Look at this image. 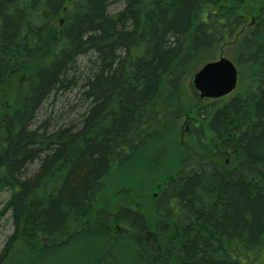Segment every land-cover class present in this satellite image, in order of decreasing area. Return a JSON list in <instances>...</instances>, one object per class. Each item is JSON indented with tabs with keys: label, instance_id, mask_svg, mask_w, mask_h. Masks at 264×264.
Masks as SVG:
<instances>
[{
	"label": "trees",
	"instance_id": "trees-1",
	"mask_svg": "<svg viewBox=\"0 0 264 264\" xmlns=\"http://www.w3.org/2000/svg\"><path fill=\"white\" fill-rule=\"evenodd\" d=\"M122 1L112 12L114 0H0V190L13 228L0 264L99 231L98 264H119L122 242L142 264H264L261 0ZM228 44L238 85L226 102L195 101L180 145L185 79ZM153 191L150 219L138 202ZM127 199L136 208L113 206ZM74 217L87 227L41 242Z\"/></svg>",
	"mask_w": 264,
	"mask_h": 264
},
{
	"label": "rangeland",
	"instance_id": "rangeland-1",
	"mask_svg": "<svg viewBox=\"0 0 264 264\" xmlns=\"http://www.w3.org/2000/svg\"><path fill=\"white\" fill-rule=\"evenodd\" d=\"M113 5L110 7L112 12H116L120 10L123 6L122 0H114ZM251 0H245V8L250 10L252 6ZM250 24L249 22L246 23ZM252 25V24H250ZM237 49L235 48V44H228L227 46H224L223 49H218V51L211 56V61H217L220 57H224L234 64L235 57L237 55ZM210 56V55H208ZM203 63H199L187 76L185 79V112L183 117L178 122V139L180 141V145L183 143H186L189 140L190 135V129L189 125L191 123V118H194L193 116L195 114V101H200V103L203 104L209 102V100H203L198 97L197 92L192 87V77L196 73L198 69H200ZM18 81V80H17ZM239 82V81H238ZM238 85V84H237ZM233 94V93H232ZM232 94L223 97L224 102L228 101V99L232 96ZM72 96V95H70ZM1 98V97H0ZM5 103V104H4ZM5 105V107H3ZM0 108L1 111H4L6 109V102H2L0 99ZM49 108H47V114L50 113ZM55 119V118H53ZM208 132V130H207ZM227 162L229 163V156L226 158ZM36 167H31V171H34ZM155 191L149 196L148 199H144L140 202H138L139 207L146 211L147 216L151 219L150 209L155 204V196H153ZM10 197V192L7 189L0 190V253L3 250V248L6 245L8 237L12 234L13 228H12V222H11V215L10 212L7 210H4L5 205ZM134 202H131V199L127 201L126 200H118L114 203L113 206H126L128 203V207L136 208L135 202L136 200H133ZM127 202V203H126ZM85 220V219H84ZM86 221V220H85ZM87 227V222L78 220L77 218H72L69 221V226L67 231L64 234H61L57 236L56 238L52 239H41V242H45L48 244H54V243H60L61 241H64L69 234H73L75 232H78L81 228L85 229ZM112 231L115 233H118V229L113 228ZM101 235L96 234H85V235H79L74 237L71 241L67 243V245L63 247H52L48 250L32 254V255H26L29 261H32V264H96V260H93V257L96 253H98L99 249L104 245L105 241L100 240L99 238L102 236L103 231H99ZM125 247L127 250V255L120 261L119 264H142L140 261L139 255L137 253H134L131 246H128L124 242H122L119 247ZM24 254V253H23ZM12 255H16L12 253ZM25 255V254H24ZM23 255H21V252L18 253L16 257H14L15 260L19 262L20 264H24L21 260ZM12 262V263H13Z\"/></svg>",
	"mask_w": 264,
	"mask_h": 264
},
{
	"label": "water",
	"instance_id": "water-1",
	"mask_svg": "<svg viewBox=\"0 0 264 264\" xmlns=\"http://www.w3.org/2000/svg\"><path fill=\"white\" fill-rule=\"evenodd\" d=\"M192 86L200 98L219 99L232 93L237 85V70L228 59L204 64L192 77Z\"/></svg>",
	"mask_w": 264,
	"mask_h": 264
},
{
	"label": "flooded vegetation",
	"instance_id": "flooded-vegetation-1",
	"mask_svg": "<svg viewBox=\"0 0 264 264\" xmlns=\"http://www.w3.org/2000/svg\"><path fill=\"white\" fill-rule=\"evenodd\" d=\"M257 18L259 21L264 20V0H261V5L259 7V9H257V12L255 13V15L252 17L251 22L253 23L254 19ZM243 25L246 26V23H244ZM226 164H228L227 160H225ZM120 230H118L119 232ZM70 235V234H69ZM67 235V236H69ZM122 235V234H119ZM62 242V241H61ZM96 264H98V260H96Z\"/></svg>",
	"mask_w": 264,
	"mask_h": 264
}]
</instances>
